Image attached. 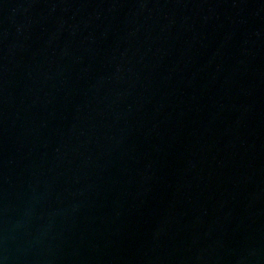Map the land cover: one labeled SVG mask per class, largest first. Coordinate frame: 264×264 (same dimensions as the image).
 Instances as JSON below:
<instances>
[{
	"label": "water",
	"instance_id": "obj_1",
	"mask_svg": "<svg viewBox=\"0 0 264 264\" xmlns=\"http://www.w3.org/2000/svg\"><path fill=\"white\" fill-rule=\"evenodd\" d=\"M0 264H264V0H0Z\"/></svg>",
	"mask_w": 264,
	"mask_h": 264
}]
</instances>
